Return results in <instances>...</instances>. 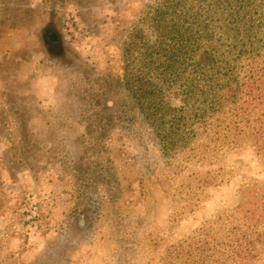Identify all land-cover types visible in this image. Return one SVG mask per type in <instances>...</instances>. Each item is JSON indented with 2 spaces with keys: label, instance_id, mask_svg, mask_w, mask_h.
I'll return each mask as SVG.
<instances>
[{
  "label": "rangeland",
  "instance_id": "obj_1",
  "mask_svg": "<svg viewBox=\"0 0 264 264\" xmlns=\"http://www.w3.org/2000/svg\"><path fill=\"white\" fill-rule=\"evenodd\" d=\"M262 78L264 0H0V264H166L206 221L220 238L264 182L232 129Z\"/></svg>",
  "mask_w": 264,
  "mask_h": 264
},
{
  "label": "trees",
  "instance_id": "obj_2",
  "mask_svg": "<svg viewBox=\"0 0 264 264\" xmlns=\"http://www.w3.org/2000/svg\"><path fill=\"white\" fill-rule=\"evenodd\" d=\"M144 107L142 103L141 108ZM235 107L234 117L239 119L232 128L233 144L251 148L264 163V78L258 85L249 84L240 106ZM223 220L220 238L211 232L213 221H206L197 232L171 244L166 251V264H263L264 182L252 179L242 184L238 203Z\"/></svg>",
  "mask_w": 264,
  "mask_h": 264
}]
</instances>
